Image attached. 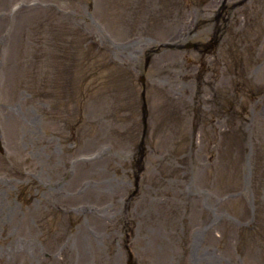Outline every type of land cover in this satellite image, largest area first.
<instances>
[{
  "label": "rangeland",
  "instance_id": "374dc122",
  "mask_svg": "<svg viewBox=\"0 0 264 264\" xmlns=\"http://www.w3.org/2000/svg\"><path fill=\"white\" fill-rule=\"evenodd\" d=\"M235 1L220 41L182 0H0V264H264V0Z\"/></svg>",
  "mask_w": 264,
  "mask_h": 264
},
{
  "label": "flooded vegetation",
  "instance_id": "af4514ba",
  "mask_svg": "<svg viewBox=\"0 0 264 264\" xmlns=\"http://www.w3.org/2000/svg\"><path fill=\"white\" fill-rule=\"evenodd\" d=\"M179 0H174V10H175V14L177 12H179V8L183 9V7H190L193 6L195 8V6H200L202 8L207 9L208 6L211 8L213 7V12H215L217 14V18H220L221 21V30H219L218 32L215 31L216 26H213V35L215 37L223 38L224 36V29L226 30V27L228 28L232 22H235V26L237 27V23H238V19H237V13L236 15H232L233 11L236 10L237 6H239L241 3L240 1H235V0H182V5H178ZM209 8V9H210ZM208 9V10H209ZM206 11V10H205ZM212 13V12H211ZM234 17V18H233ZM209 19V18H208ZM216 20H213V23L215 24ZM200 23H206L203 22V20L198 21L197 26L195 27V29L198 27V25ZM195 34V31H191L187 34V36H193ZM211 43H213L214 45H217V41L214 40ZM200 45L198 44L196 46V50H199ZM208 49L205 47L203 49V51H207Z\"/></svg>",
  "mask_w": 264,
  "mask_h": 264
},
{
  "label": "water",
  "instance_id": "95a60500",
  "mask_svg": "<svg viewBox=\"0 0 264 264\" xmlns=\"http://www.w3.org/2000/svg\"><path fill=\"white\" fill-rule=\"evenodd\" d=\"M0 151H2V148H1V146H0ZM128 264H133L132 262H129Z\"/></svg>",
  "mask_w": 264,
  "mask_h": 264
}]
</instances>
